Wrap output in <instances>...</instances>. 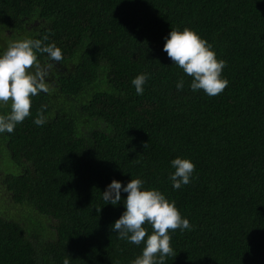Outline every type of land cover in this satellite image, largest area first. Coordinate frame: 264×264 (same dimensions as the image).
Masks as SVG:
<instances>
[{"label": "trees", "instance_id": "obj_1", "mask_svg": "<svg viewBox=\"0 0 264 264\" xmlns=\"http://www.w3.org/2000/svg\"><path fill=\"white\" fill-rule=\"evenodd\" d=\"M0 21L10 37L55 42L63 53L51 61L37 52L50 86L0 134V151L23 168L1 174L9 205L32 209L23 225L0 215V264H129L141 244L111 227L127 194L112 205L102 192L137 177L191 222L165 264H264V0H0ZM176 27L195 30L226 61L218 95L193 92L163 50ZM140 73L149 78L138 95L131 81ZM42 106L47 122L37 126ZM177 156L195 164L180 189L169 179ZM33 213L50 232L36 231L47 225Z\"/></svg>", "mask_w": 264, "mask_h": 264}, {"label": "clouds", "instance_id": "obj_2", "mask_svg": "<svg viewBox=\"0 0 264 264\" xmlns=\"http://www.w3.org/2000/svg\"><path fill=\"white\" fill-rule=\"evenodd\" d=\"M164 40L163 50L173 64L192 78L190 88L193 92L203 90L205 94L215 96L226 88L229 82L222 76L226 61L218 59L212 45L195 30L171 28ZM37 52L47 54L51 61L63 59L62 49L55 42L43 44L41 40L31 38L14 41L0 52V104L11 102L10 111L0 115V134L12 133L18 123L31 115V98L41 90L47 91L44 84L46 71L37 62ZM34 65L36 70L30 71ZM148 78V73H140L132 79L138 95L143 94ZM176 88L183 90V78L178 80ZM46 122L42 106L33 123L42 126ZM170 164L174 169L169 175L173 188L180 189L191 182L195 164L190 158L177 156ZM122 192L127 194L123 199L125 210L111 226L112 231L121 240L141 244L142 249L129 264H165L167 257L174 253L170 245L174 236L191 229L189 218L180 213L174 200L159 189L146 188L139 177L131 178L126 184L113 179L102 196L107 203L117 205L122 200ZM146 223L152 227L150 234L144 226Z\"/></svg>", "mask_w": 264, "mask_h": 264}, {"label": "rangeland", "instance_id": "obj_3", "mask_svg": "<svg viewBox=\"0 0 264 264\" xmlns=\"http://www.w3.org/2000/svg\"><path fill=\"white\" fill-rule=\"evenodd\" d=\"M26 37L17 39L14 38L13 36H9L8 33L3 32L2 29V22L0 21V48H3L2 51L3 52L4 49H6V47L4 48V46L6 44H9L14 42V41H18V40H22L25 39ZM44 84L46 89H48V87L50 86V82L49 79L45 78L44 79ZM0 153H2V151H0ZM5 153V151H4ZM4 153H2V155L0 154V197H1V201H0V206H2V208L0 207V215L5 216L6 219H10L12 221L17 220L20 224H26V222H29L31 220V208L28 206H23L24 210L23 212H19L18 210H16V208L19 209V206H12L9 205L12 203V199H11V195L9 194V192L6 190L7 189V185L6 183L3 181V177L9 175V174H18L22 172V169H19L14 162L12 161V159L10 158V156H6ZM25 164V162H24ZM3 173V177L2 174ZM6 205V208H5ZM12 206V207H10ZM16 210L18 211L17 214H9V212L7 210ZM33 218H35L37 220V222L43 221L47 227L45 225H39L37 226V224H35V229L36 231H40L41 234L46 233V231L50 232L51 231V227L48 225L47 223V219L45 218H36V214L33 213L32 215ZM47 220V221H46ZM16 222V221H15ZM28 229V228H27ZM30 229V228H29ZM32 229V228H31ZM28 231V230H27ZM47 232V234H49Z\"/></svg>", "mask_w": 264, "mask_h": 264}, {"label": "flooded vegetation", "instance_id": "obj_4", "mask_svg": "<svg viewBox=\"0 0 264 264\" xmlns=\"http://www.w3.org/2000/svg\"><path fill=\"white\" fill-rule=\"evenodd\" d=\"M7 47H8V45L6 46V49H7ZM6 49H4V50H6ZM35 70V65L33 66V68L32 69H30V71H34ZM45 78H47L46 76H45ZM11 103V102H10ZM8 107H10V104H8L7 106H6V108H8Z\"/></svg>", "mask_w": 264, "mask_h": 264}]
</instances>
